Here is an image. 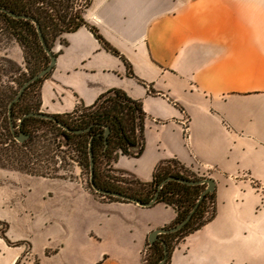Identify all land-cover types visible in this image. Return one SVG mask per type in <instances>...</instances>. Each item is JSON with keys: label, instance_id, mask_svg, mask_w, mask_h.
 I'll list each match as a JSON object with an SVG mask.
<instances>
[{"label": "crops", "instance_id": "1", "mask_svg": "<svg viewBox=\"0 0 264 264\" xmlns=\"http://www.w3.org/2000/svg\"><path fill=\"white\" fill-rule=\"evenodd\" d=\"M83 20L54 42L40 111L71 113L109 90L139 102L143 150L106 167L150 183L165 164L215 183L213 219L170 264H264V0H89ZM31 178L42 184L21 202L40 195L46 206L29 240L15 239L28 245L26 264H144L148 235L177 217L78 180ZM21 246L0 264H16Z\"/></svg>", "mask_w": 264, "mask_h": 264}, {"label": "trees", "instance_id": "2", "mask_svg": "<svg viewBox=\"0 0 264 264\" xmlns=\"http://www.w3.org/2000/svg\"><path fill=\"white\" fill-rule=\"evenodd\" d=\"M88 3L89 0H0V36L13 38V41L25 49L40 52L48 65L49 58L42 49L36 35L35 25L31 20L40 25L46 44L52 49L56 40L62 41V35L73 32L81 26H86L83 13ZM9 12L29 18L14 19L9 15ZM90 29L96 35L95 30ZM38 72H33L32 77ZM48 74L27 85L22 96L12 106V113H10L12 121H10L8 118L9 102L28 79H23L20 65L0 52V169L21 172L28 176L63 179L58 175H52L33 167L35 164L33 149L38 142L34 127L36 124H51L57 130L56 136L65 141L66 145L74 144L76 146L79 166L87 174L89 172L88 149L91 142L95 161L93 183L98 188L123 192L140 199L142 203L149 202L158 191L156 202L173 206L177 213L174 223L169 227L176 226L186 218L193 210L195 203L198 202L206 184L190 186L174 180L162 184L170 176L177 179H191V176L185 175L182 170L163 164L155 168L150 183H142L130 176L131 181L125 184L123 180L114 181L108 178V175L103 174V171L99 169L100 160H104L108 166L107 164L115 160L118 154L135 157L143 150L142 134L145 114L140 103L130 99L124 92L109 90L88 107L79 104L71 113L54 115L56 122L35 117H25L20 122L24 114L40 111L39 90L36 102L28 101L27 97L32 87L40 85L41 81L48 77ZM82 109L84 113L81 116H75ZM59 124L68 130L60 127ZM11 125L15 129V135L23 132L28 135V139L22 143L15 141L14 134L11 133ZM106 127L110 129V133L105 145L103 133H105ZM87 128L89 129L85 132H75V130ZM134 150L136 151L133 153ZM54 173L56 174V171ZM120 182H124L126 187L121 186ZM160 184L162 185L159 188ZM88 188L91 189L89 183ZM91 191L94 192L92 189ZM95 194L108 201H124L108 197V195ZM208 200H211L213 205L214 192L204 195L194 210L192 218L179 231L160 234L152 244L148 243L145 249V252L148 251V258H143L144 264H157L163 258L164 245L168 249V257L164 264H170L171 251L175 249L178 242L213 219L214 210L209 212L206 207Z\"/></svg>", "mask_w": 264, "mask_h": 264}, {"label": "rangeland", "instance_id": "3", "mask_svg": "<svg viewBox=\"0 0 264 264\" xmlns=\"http://www.w3.org/2000/svg\"><path fill=\"white\" fill-rule=\"evenodd\" d=\"M0 52L21 66L24 80L30 79L33 72L40 71L47 65L40 52L27 48L25 49L13 41V38L9 39L0 36ZM38 90V84L33 86L27 100L32 101V103L36 102ZM80 111L81 112L78 114L76 113L75 116L78 117L84 113L83 109ZM34 129L35 136H38V142L33 149V161L35 162L33 167L52 175H58L65 180L81 181L88 187L89 172L87 174V172L79 166L76 146L74 144L66 145L65 141L56 136L57 130L51 124H36ZM99 169L103 171V174L108 175V178L114 181L123 180L125 184L131 181L130 177L112 172L108 169L104 160H100ZM54 171H56V174ZM184 174L191 176V180H198V178L193 177L190 172L184 171ZM31 177L37 176H28L25 173L0 169V254L3 255L6 251L9 252L19 247V245H22L21 248L23 252L16 264H26V262L29 261L28 245L24 242L19 243L18 241L29 240L24 239L26 234L27 237H29L32 228H39V223H37L39 222V218L37 217L44 213V207L46 206L44 201L40 198V195H37L32 202L29 200V205L25 202H21L22 197L27 194V186H33L35 191H37L36 188L42 184V182H36L38 180ZM27 181H31L29 185L26 184ZM124 182H120L119 184L126 187ZM14 190L15 192L13 193ZM211 202V200L206 202V207H208L209 212L212 205ZM6 232L9 237L6 235ZM15 239L19 240L15 241ZM143 258H148V251L143 253ZM31 260L32 262H30L32 264L37 263V260Z\"/></svg>", "mask_w": 264, "mask_h": 264}, {"label": "water", "instance_id": "4", "mask_svg": "<svg viewBox=\"0 0 264 264\" xmlns=\"http://www.w3.org/2000/svg\"><path fill=\"white\" fill-rule=\"evenodd\" d=\"M9 15L14 17V19H28V16L25 15H16L12 12H9ZM36 28V35L39 39V42L41 44V46L43 47V51L46 53L47 57L49 58V64L47 66H45L43 69H41L37 74H35L33 77H31L30 79H28L27 81H25L21 87L19 88L16 96L11 99V101L9 102V109H8V118L10 121L11 120V115L10 113H12V106L15 102H17V100L19 99V97L22 96L25 88L27 87L28 84H31L32 82L38 80L39 78H42L43 76H46L53 68V66L55 65L56 62V58L54 53L52 52V50L47 46L46 41L44 39V36L42 34V29L40 27V25L38 23H36L34 20H31ZM25 117H35V118H41L44 120H48V121H53L56 122V118L54 115H49V114H44V112H31V113H26L24 114V116L20 119V122L22 121L23 118ZM60 125V124H59ZM60 127H63L60 125ZM65 130H68L67 128L63 127ZM89 128L85 129V130H75V132L80 133V132H85L86 130H88ZM14 127L11 125V133L14 134ZM110 133V129L108 127H106L105 133H103L104 139H105V145H106V139L108 134ZM14 139L15 141L22 143L23 141H25L26 139H28V135L26 133L20 132L17 135L14 134ZM92 144L90 142L89 144V149H88V157H89V165H88V171H89V184L91 186V189L98 194L101 195H108V197H112V198H116V199H120V200H124V202H130V203H135L138 204L140 206H150L151 204H153L157 198H158V191L155 192L153 198L147 202V203H142L140 201V199L136 198V197H132L130 195H126L123 192H118V191H110L108 189H104V188H98L93 182H94V165H95V161H94V157L92 154ZM169 180H174L177 181L179 183L182 184H188L190 186H196V185H202V184H206L205 188L203 189V191L201 192L198 202L195 203L193 210L191 211V213H189L187 215L186 218H184L180 223H178L176 226H171L168 228H161V229H155L153 230L149 235H148V243L152 244L155 240L158 239V235L160 234H168V233H175L177 231H179L186 223L188 220H190V218H192L193 212L194 210L197 208L198 203L201 202V200L203 199L204 195L207 193H212L214 191V186L215 183L212 179H198V180H191V179H177L174 178V176H170L167 177L162 184H165L167 181ZM159 185L160 186L162 185ZM167 247L166 245H164V250H163V258L157 263V264H164L167 260L168 257V252H167Z\"/></svg>", "mask_w": 264, "mask_h": 264}, {"label": "built area", "instance_id": "5", "mask_svg": "<svg viewBox=\"0 0 264 264\" xmlns=\"http://www.w3.org/2000/svg\"><path fill=\"white\" fill-rule=\"evenodd\" d=\"M212 209H213V205H211L210 211H212Z\"/></svg>", "mask_w": 264, "mask_h": 264}]
</instances>
